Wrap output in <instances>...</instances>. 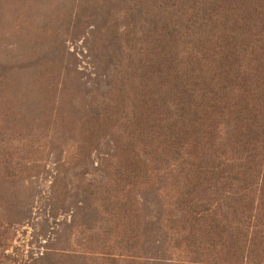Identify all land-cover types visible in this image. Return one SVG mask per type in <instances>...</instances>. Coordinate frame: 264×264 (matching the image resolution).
<instances>
[{"label":"rangeland","instance_id":"374dc122","mask_svg":"<svg viewBox=\"0 0 264 264\" xmlns=\"http://www.w3.org/2000/svg\"><path fill=\"white\" fill-rule=\"evenodd\" d=\"M191 68L219 100L248 80L240 100L262 123L264 0H0V264L187 259L169 232L183 175L154 142ZM197 240L200 264H235L228 235Z\"/></svg>","mask_w":264,"mask_h":264},{"label":"trees","instance_id":"16d2710c","mask_svg":"<svg viewBox=\"0 0 264 264\" xmlns=\"http://www.w3.org/2000/svg\"><path fill=\"white\" fill-rule=\"evenodd\" d=\"M237 58L228 54L223 57L225 62L220 64L230 65L234 73ZM228 62L232 63L226 64ZM191 70V74L197 72L192 77L194 82L180 79L175 83L183 94L184 102L181 101V104L184 108L180 105L175 121L156 135L159 138L155 142L151 140L164 146L163 150L162 146L155 149L160 151L159 157L167 154L165 152H174L170 156L175 167L172 172L175 177L183 175L181 193L173 210L181 214V221L169 223V232L178 234L173 244L176 248L182 245L180 254L187 258L179 264L201 263V243L197 235L202 232L215 236L220 233L228 235L234 244L230 247L234 249L231 256H237L235 264L242 261L245 264H264V222H255L258 221L255 217L257 211H264V120L259 123L256 115L251 118L250 111L253 109H247L240 100L250 92L248 80L242 78L239 83L238 77L232 76V80L227 81L233 82L226 93L228 98L219 100L212 90L216 86L211 81L202 82L203 74L197 71L198 68ZM262 85L264 92V82ZM233 91L240 94L233 96ZM218 121L225 126L224 138L218 134ZM230 122L231 130L225 132ZM191 132L196 136L191 148L200 147L204 151H200L201 157L195 164L188 161L192 159L191 152L185 153L188 147L186 135ZM192 160L196 161V158ZM196 182L206 189L202 199L195 194ZM222 208L226 210V216L221 213Z\"/></svg>","mask_w":264,"mask_h":264}]
</instances>
